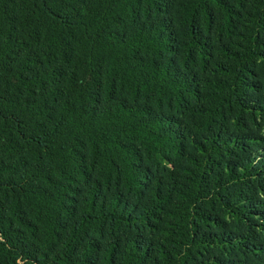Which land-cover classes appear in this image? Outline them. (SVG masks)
<instances>
[{"label":"trees","instance_id":"16d2710c","mask_svg":"<svg viewBox=\"0 0 264 264\" xmlns=\"http://www.w3.org/2000/svg\"><path fill=\"white\" fill-rule=\"evenodd\" d=\"M0 264H264V0H0Z\"/></svg>","mask_w":264,"mask_h":264}]
</instances>
